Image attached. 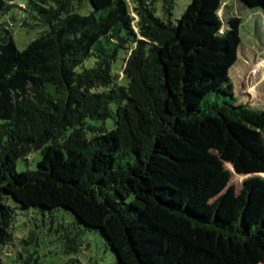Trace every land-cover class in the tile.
Wrapping results in <instances>:
<instances>
[{"label":"trees","instance_id":"obj_1","mask_svg":"<svg viewBox=\"0 0 264 264\" xmlns=\"http://www.w3.org/2000/svg\"><path fill=\"white\" fill-rule=\"evenodd\" d=\"M177 1L0 0V264L10 201L65 209L119 264H264V178L237 192L225 166L264 174V110L230 78L241 21L225 31L224 0H192L174 22ZM17 8L41 29L23 50Z\"/></svg>","mask_w":264,"mask_h":264},{"label":"rangeland","instance_id":"obj_2","mask_svg":"<svg viewBox=\"0 0 264 264\" xmlns=\"http://www.w3.org/2000/svg\"><path fill=\"white\" fill-rule=\"evenodd\" d=\"M27 0H14L24 6ZM192 0H178L173 21L176 22ZM20 9H14L7 20L17 46L26 48L39 36L41 29L23 25ZM224 30H229L235 18L240 19L242 44L237 63L230 70L238 104L264 110V7L251 8L241 0H224L220 12ZM31 24V23H30ZM122 57V55H121ZM90 63L87 64L89 66ZM121 62L114 65L118 71ZM113 127L112 120L108 123ZM41 152L32 150L25 158L17 161V171L37 169ZM232 172L231 184L239 192L244 182L252 176L245 175L232 164H226ZM17 216L14 224V241L7 246L2 255L3 264H119L115 253L108 246L103 234L97 230L86 229L65 209L54 212L41 209H22L14 202ZM79 237L81 246L77 252H68L65 243L68 238Z\"/></svg>","mask_w":264,"mask_h":264}]
</instances>
